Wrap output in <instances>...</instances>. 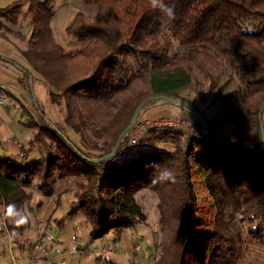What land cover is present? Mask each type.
<instances>
[{"label": "trees", "instance_id": "trees-1", "mask_svg": "<svg viewBox=\"0 0 264 264\" xmlns=\"http://www.w3.org/2000/svg\"><path fill=\"white\" fill-rule=\"evenodd\" d=\"M83 1L97 8L92 15L78 11L67 24V33L80 42L71 52L54 39L50 27L56 0H14L0 6V38L6 37L4 30L18 32L22 18L31 15L27 46L21 50L28 67L18 65L26 86L30 75L33 85L45 82L51 102L65 113L64 124L80 137L89 130L93 139L88 148L80 146L47 116L35 94L42 121L23 109L33 129L30 146L45 145L48 138L55 149L38 147L43 155L29 160L0 153V214L10 204L22 207L35 178L37 188L52 196L54 179L72 176L74 198L65 216L82 213L92 241L121 238L124 230L146 220L136 192L148 187L158 193L160 222L170 235L160 245L156 264H236L247 240L226 220L228 202L252 201L247 234L264 242V146L258 115L264 105V0H163L173 8L172 18L153 9L151 0ZM127 55L133 56V64ZM221 61L238 74L240 85L223 93L225 82L220 84L207 104L232 98L246 105L253 121L250 131L237 128L231 137L181 92L195 88L201 73L209 84L202 95L206 101L217 86ZM156 94L193 104L209 126L189 109L192 117L211 137L200 138L181 127L151 126L123 156L129 128L113 156L95 160L113 148L137 106ZM211 128L239 146L221 141ZM161 168L170 169L176 182L154 184ZM62 192L66 189L57 194L56 205ZM60 225L55 230L61 231Z\"/></svg>", "mask_w": 264, "mask_h": 264}, {"label": "rangeland", "instance_id": "rangeland-1", "mask_svg": "<svg viewBox=\"0 0 264 264\" xmlns=\"http://www.w3.org/2000/svg\"><path fill=\"white\" fill-rule=\"evenodd\" d=\"M12 1L14 0H7V3ZM96 8L97 6L85 3L83 0H56L55 13L50 20V27L54 39L64 46L66 51H74L80 46V42L67 33V24L78 11L92 15L96 12ZM30 24L31 15L26 14L18 25L20 32L17 34L22 37L24 35L21 33L29 35ZM4 32L7 31L4 30ZM126 58L129 64H133L132 55H127ZM231 73L233 74L232 79ZM196 80L199 83H194L195 88H186L181 92L199 104L206 116L216 119L218 131L231 137L237 128L247 131L252 129L253 121L244 103L231 98L225 102L217 101L212 105L207 104L217 93L220 84L225 82L223 93L240 85L238 74L232 72L228 62H219L216 70L217 86L214 91L209 93L204 102L202 95L204 92H209V84L201 73L197 74ZM44 83L35 81L34 92L46 110L47 116L63 125L67 134L80 146L88 148L87 146L93 142L90 131L87 130L80 137V134H76L64 124L65 113L51 102L48 87ZM160 99L163 98H159L156 102L141 109L135 122L147 119L162 121L163 118H179L176 120L182 122L181 125L189 126L188 124L195 121L194 117L191 119L192 113L182 103H173L175 101L169 103L165 99ZM31 109L36 119L42 121L37 115L34 105L31 106ZM262 119L264 121V112ZM191 127L183 129L195 133ZM46 144L51 145L52 150L55 149V143L51 139L46 138ZM45 145L41 142L33 143L30 147L35 148L34 151L37 153L31 158L41 157L43 153L37 148L45 147ZM160 145L170 146L169 144ZM20 155L21 158L25 157L21 153ZM28 158L29 156L25 160H29ZM38 181L39 179L35 178L33 184L26 188L29 197L19 208L29 217L28 224L24 225L22 230L21 226L16 227L13 224L11 227L9 225V223L12 224L11 219L5 218L4 211L0 214V221L2 220L0 222V264H56L57 261L61 262L60 264H156L160 245L167 242L170 235L160 222L159 196L155 190L145 187L136 192V199L146 214L144 222L124 230L121 238L109 235L92 241L89 238V224L82 213L76 216H65L74 198L75 183L72 176L56 177L52 183L54 188L52 196H45L37 188ZM63 189H66V192H62L61 203L56 205V196ZM251 202L242 199L236 203L228 202L226 205V220L230 221V226L234 231H240L247 240L242 246L240 258L236 264H264V242L254 241L247 234L252 211ZM0 210L2 212L4 208ZM59 223L61 231L55 230V226ZM62 238L63 242L60 240ZM64 241L67 243L64 244ZM77 245L82 248L77 249ZM56 254L60 256H55ZM64 254H67L68 257Z\"/></svg>", "mask_w": 264, "mask_h": 264}, {"label": "crops", "instance_id": "crops-1", "mask_svg": "<svg viewBox=\"0 0 264 264\" xmlns=\"http://www.w3.org/2000/svg\"><path fill=\"white\" fill-rule=\"evenodd\" d=\"M7 4V0H0V6ZM15 30L20 32L19 29L15 28ZM21 34L24 37L17 32H6V37L0 38V153L18 156H21V153L25 158L28 156L31 158L37 152L29 150L33 129L28 125L23 109L32 112L31 106L34 105L35 108V101L30 87L26 86V77L20 70L22 66L28 67L21 53V50L27 46L28 34ZM35 81L41 82V80ZM60 240L63 242V238ZM65 243L67 242L64 241ZM64 256L68 257L67 254ZM60 263L56 262V264Z\"/></svg>", "mask_w": 264, "mask_h": 264}, {"label": "water", "instance_id": "water-1", "mask_svg": "<svg viewBox=\"0 0 264 264\" xmlns=\"http://www.w3.org/2000/svg\"><path fill=\"white\" fill-rule=\"evenodd\" d=\"M29 86H30V91L34 97V101L36 103V107H38V104H37V98L35 96V92H34V86H33V77L32 75L29 76ZM159 99V98H163V99H167L169 101H176V102H180L182 103L184 106H186L188 109H191L194 114L196 116H198L203 122L204 124H206L207 126H209V122L207 121V119L205 117H203V115L200 114L199 110L191 103L187 102L186 100L184 99H181V98H172L166 94H156V95H153V96H149L147 97L146 99H144L136 108L130 122L126 125V127L120 132V134L118 135L117 137V140L113 146V148L105 155L101 156V157H98L96 158L95 160H102L103 158H109L111 156H113L116 152V150L118 149L119 147V144H120V141L122 139V137L127 133V131L129 130V128L131 127V125L135 122V120L137 119L138 115H139V111L141 109V106L149 101V100H152V99ZM264 109V105L260 108L259 110V120H260V124H261V134H262V147L264 146V124H263V121H262V111ZM46 122H48L49 124H51L52 126L56 127L55 124L50 121L49 119H46ZM57 128V127H56ZM213 130V133L214 135L219 138L221 141L227 143V144H232L234 146H239V144L235 143V142H232L230 141L229 139H227L225 136H223L222 134H220L219 132L215 131L213 128H211ZM58 132H60L64 137H66L65 134H63V132H61L59 129H57Z\"/></svg>", "mask_w": 264, "mask_h": 264}, {"label": "clouds", "instance_id": "clouds-1", "mask_svg": "<svg viewBox=\"0 0 264 264\" xmlns=\"http://www.w3.org/2000/svg\"><path fill=\"white\" fill-rule=\"evenodd\" d=\"M151 6L153 9H160L164 12L169 18L174 16V11L172 7L166 5L163 0H151ZM149 167H155L154 164L148 165ZM152 182L156 183H164V182H176V177L173 172L168 168L159 169L154 175ZM6 218H10L11 222L16 226L20 227L28 224L29 217L25 215L21 210L17 209L14 204H10L7 206L6 212L4 213Z\"/></svg>", "mask_w": 264, "mask_h": 264}, {"label": "built area", "instance_id": "built-area-1", "mask_svg": "<svg viewBox=\"0 0 264 264\" xmlns=\"http://www.w3.org/2000/svg\"><path fill=\"white\" fill-rule=\"evenodd\" d=\"M193 117H191L192 119ZM164 120H153V119H147V120H143V121H136L134 122L131 127H130V136H129V143L126 147L125 153L123 154V156L130 152L132 149V145L142 136L145 134V132L147 131V129L151 126H161V125H168V126H172V127H181V128H193L195 134H197L200 138H209L211 137L210 135V131L208 130V128L198 122L195 118V121H193L191 124H188L189 126L186 125H181L182 122L176 120L179 118H163ZM39 247V246H37Z\"/></svg>", "mask_w": 264, "mask_h": 264}]
</instances>
